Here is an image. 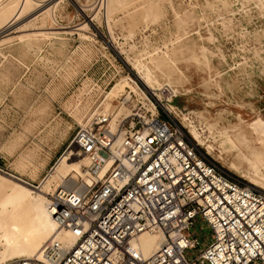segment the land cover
I'll list each match as a JSON object with an SVG mask.
<instances>
[{"label": "rangeland", "instance_id": "374dc122", "mask_svg": "<svg viewBox=\"0 0 264 264\" xmlns=\"http://www.w3.org/2000/svg\"><path fill=\"white\" fill-rule=\"evenodd\" d=\"M151 2L157 3L155 14ZM107 5L108 0H60L49 14L32 12L0 33V177L12 174L33 186L52 180L61 158L70 149L78 152L72 140L90 117L106 111L119 123L139 107L133 91L151 90L125 57L152 67L161 57L167 60L156 70V89L168 84L176 91L170 109L175 123L191 138L195 126L200 147L215 146L211 158L264 190L231 168L237 154L220 132L239 116L264 119V0H116L110 12ZM123 77L130 85L112 91ZM16 178L11 179L25 186ZM71 181L65 187L76 186ZM8 185H0V194L9 193ZM58 188L53 182L46 196ZM192 234L203 245L190 257L212 241L201 218Z\"/></svg>", "mask_w": 264, "mask_h": 264}, {"label": "built area", "instance_id": "2783aa9c", "mask_svg": "<svg viewBox=\"0 0 264 264\" xmlns=\"http://www.w3.org/2000/svg\"><path fill=\"white\" fill-rule=\"evenodd\" d=\"M175 93L170 85L139 88V107L115 128L103 111L78 129L71 145L89 160L91 183L82 179L50 198L73 243L55 237L41 256L5 264H264V190L224 168L175 123ZM198 218L212 241L190 257L203 245L192 234ZM143 233L163 236L148 256L134 244Z\"/></svg>", "mask_w": 264, "mask_h": 264}, {"label": "bare ground", "instance_id": "6f19581e", "mask_svg": "<svg viewBox=\"0 0 264 264\" xmlns=\"http://www.w3.org/2000/svg\"><path fill=\"white\" fill-rule=\"evenodd\" d=\"M58 2L59 0H50L49 2L46 1V3L38 0H0V33L12 28L15 23L32 12L36 14L42 12L43 14L49 9L53 10ZM115 2L116 0H108L107 10L109 12L112 11ZM156 7L157 3L151 2L150 9L153 14H155ZM80 9L83 8L80 7ZM112 45L118 47L114 42H112ZM118 51L120 54L124 52L120 49ZM125 59L132 66V69H134L136 75L146 87L151 90H156V86L161 85L156 70L161 68L166 58L161 59L160 57L153 60L152 64L154 67L137 57L130 58L126 56ZM169 74L172 75V73ZM170 75L169 79L171 81ZM127 84L130 85L129 78L123 77L115 84L112 91L122 90ZM174 109L173 107L172 113L175 112ZM205 114L202 113V116ZM221 117L223 116L221 115ZM111 126L112 128L116 127L115 118L112 119ZM220 132L225 136V143L228 147L235 150L237 154L236 159L231 163V168L239 169L246 173L250 179L257 183L264 184L263 117L258 116L254 121L247 122L242 116H239L237 123L229 127H223ZM191 135L199 146L203 145L201 135L195 126L192 128ZM204 145L205 146L202 148L208 155H212L215 151V146L212 143H204ZM69 151V154L64 155L59 161L58 170H56V174L53 175L52 180L40 186H33L22 178H16L12 174L8 175L9 177H0V185L9 184L8 186L10 188L9 193L0 194V245L3 246V250H0V264H4L15 258L41 256L45 246L42 245V242L45 239H48L46 242H49L56 237L66 243H73L74 238L70 230L59 228L55 216L52 215L50 211V198L46 196L53 182L59 187L57 191L66 188L71 189L75 184L71 187H65L66 183L68 182V184H71V180H76L75 183L81 181L79 177L87 183H91V178L86 173V170L83 169L84 163H87V161H85L86 157L79 158L78 155L81 157L79 151L75 152L71 149ZM72 155L74 156L72 157ZM105 171L106 169L100 173V176H103ZM11 178L18 179L20 182L24 183L25 186L13 182ZM162 239L163 236L158 233H143L137 237L134 244L142 250L145 256H148L160 247Z\"/></svg>", "mask_w": 264, "mask_h": 264}, {"label": "crops", "instance_id": "0c3cea01", "mask_svg": "<svg viewBox=\"0 0 264 264\" xmlns=\"http://www.w3.org/2000/svg\"><path fill=\"white\" fill-rule=\"evenodd\" d=\"M59 2H60V0H59ZM41 14H42V12L41 13H37L36 16L41 15ZM51 33H59V31H51ZM55 37H57V35H55Z\"/></svg>", "mask_w": 264, "mask_h": 264}]
</instances>
